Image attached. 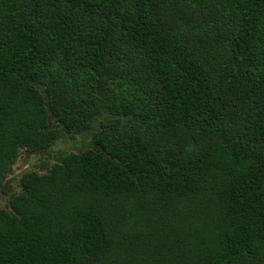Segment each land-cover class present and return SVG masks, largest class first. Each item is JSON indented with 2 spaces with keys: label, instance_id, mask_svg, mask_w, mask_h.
I'll return each instance as SVG.
<instances>
[{
  "label": "trees",
  "instance_id": "obj_1",
  "mask_svg": "<svg viewBox=\"0 0 264 264\" xmlns=\"http://www.w3.org/2000/svg\"><path fill=\"white\" fill-rule=\"evenodd\" d=\"M4 187L0 264H264V0H0Z\"/></svg>",
  "mask_w": 264,
  "mask_h": 264
},
{
  "label": "rangeland",
  "instance_id": "obj_2",
  "mask_svg": "<svg viewBox=\"0 0 264 264\" xmlns=\"http://www.w3.org/2000/svg\"><path fill=\"white\" fill-rule=\"evenodd\" d=\"M59 148V147H56V149ZM59 150H61L59 148ZM33 162V161H32ZM30 162L29 161H25V166H27ZM20 168L18 167H15L11 172H10V175L9 177H7V183L6 185H10L12 182H13V176H16V174H18V171H19ZM10 190L9 187H4L2 189H0V206H3L6 202H7V199H6V195H8V191Z\"/></svg>",
  "mask_w": 264,
  "mask_h": 264
}]
</instances>
